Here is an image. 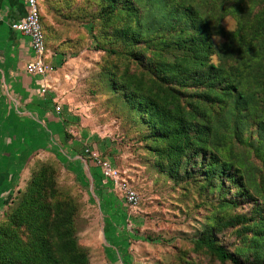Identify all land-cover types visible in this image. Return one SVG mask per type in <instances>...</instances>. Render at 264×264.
<instances>
[{"label": "trees", "instance_id": "1", "mask_svg": "<svg viewBox=\"0 0 264 264\" xmlns=\"http://www.w3.org/2000/svg\"><path fill=\"white\" fill-rule=\"evenodd\" d=\"M95 1L101 35L95 23L91 31L110 59L102 91L115 116L139 132L155 169L185 196L218 195L220 209L173 264H264V172L258 178L249 157L264 165V0ZM76 4L41 1L46 42L44 7L60 18L86 17ZM226 16L237 20L233 31L220 24ZM17 160L3 163L16 174ZM58 178L43 163L12 200L0 220V264H92L78 241L80 206ZM245 204L250 216L235 211ZM231 228L235 247L220 239Z\"/></svg>", "mask_w": 264, "mask_h": 264}, {"label": "rangeland", "instance_id": "2", "mask_svg": "<svg viewBox=\"0 0 264 264\" xmlns=\"http://www.w3.org/2000/svg\"><path fill=\"white\" fill-rule=\"evenodd\" d=\"M75 1L79 2L76 5L87 8L86 17L76 12L72 19L60 18L44 7L47 24L51 27L48 49L62 55L63 61L53 73L49 91L43 95L54 94L55 98L50 95L55 106L54 117L64 132L63 138L54 140L50 134L45 135L44 145L33 151L24 150L15 169L18 165L22 167L15 174L3 163L12 159L11 143L3 136L7 129L0 127V134L3 133L0 146L4 148L0 153V163H3V168L0 167V220L13 206L12 200L19 191L25 190L32 173L41 164L50 163L58 171L59 185L80 206L78 241L87 250L92 264H173L177 254L188 247L208 218L220 209L218 195L195 192L185 196L180 187L155 169L153 159H149L144 146L137 142L139 132L128 131V126H123L122 120L115 116L114 99L102 91L105 76L101 70L110 59L96 48L93 39L95 32L101 35L97 2ZM93 23L97 24L95 32L91 31ZM220 24L225 30L233 31L237 20L226 16ZM219 37V40L213 38L216 44L225 40ZM57 105L60 111L56 110ZM87 147L98 150L104 158L117 164L122 176L141 196L137 209L127 206L120 191L116 193L114 189H106L108 184H101V169L98 167V172L91 157L85 154ZM249 157L260 178L264 165L252 152ZM250 209L251 206L245 204L244 209L239 207L235 211L250 216ZM235 229L220 234L225 246L237 244ZM204 260L206 264H220L210 263L208 258Z\"/></svg>", "mask_w": 264, "mask_h": 264}, {"label": "crops", "instance_id": "3", "mask_svg": "<svg viewBox=\"0 0 264 264\" xmlns=\"http://www.w3.org/2000/svg\"><path fill=\"white\" fill-rule=\"evenodd\" d=\"M25 15L24 0H0V127L7 129L5 135L1 134L7 136V140L11 143L9 155L12 158H19L20 150L30 148L33 151L35 147L44 145L45 135L50 134L55 138L54 140H59L63 138L64 133L54 117L55 106L52 104L54 94H50L53 95L51 98L49 93L45 97L46 94L43 95L42 92L44 88L49 91L48 88L54 79L53 73L57 72L63 57L48 49L46 42L45 61L53 64L55 71L46 79L26 73V65L34 59L31 40L11 28L13 23L21 21ZM75 144L78 145L77 142ZM3 150L4 148L0 146V153ZM97 169L99 172L98 167ZM99 179L102 185L108 184L106 189L119 192L111 183L105 182L101 175Z\"/></svg>", "mask_w": 264, "mask_h": 264}, {"label": "built area", "instance_id": "4", "mask_svg": "<svg viewBox=\"0 0 264 264\" xmlns=\"http://www.w3.org/2000/svg\"><path fill=\"white\" fill-rule=\"evenodd\" d=\"M40 1L24 0L26 15L21 21L13 23L11 28L29 37L31 40L34 59L26 65V73L30 76H39L46 79L50 73L55 71V67L53 64L45 61L47 44L40 17ZM46 91V88L42 89L43 93H46ZM56 110L60 111L61 107L57 106ZM85 154L91 157L94 164L101 169L105 182L111 183L113 187L120 191L127 206L131 209H137L141 202V196L134 187L129 185L130 183L122 176L120 169L113 165V161L108 158L103 159L98 150L90 147L85 149Z\"/></svg>", "mask_w": 264, "mask_h": 264}, {"label": "clouds", "instance_id": "5", "mask_svg": "<svg viewBox=\"0 0 264 264\" xmlns=\"http://www.w3.org/2000/svg\"><path fill=\"white\" fill-rule=\"evenodd\" d=\"M228 27H229V25H228ZM213 38L216 39V40H219L220 39L219 34L218 33H214L213 34Z\"/></svg>", "mask_w": 264, "mask_h": 264}]
</instances>
